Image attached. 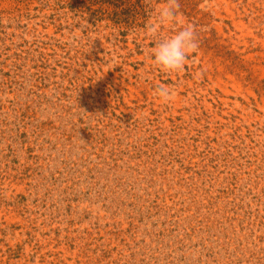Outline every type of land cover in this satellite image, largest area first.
Instances as JSON below:
<instances>
[{"label":"rangeland","instance_id":"1","mask_svg":"<svg viewBox=\"0 0 264 264\" xmlns=\"http://www.w3.org/2000/svg\"><path fill=\"white\" fill-rule=\"evenodd\" d=\"M160 2L0 0V264H264V0H180L178 75L147 57Z\"/></svg>","mask_w":264,"mask_h":264},{"label":"clouds","instance_id":"2","mask_svg":"<svg viewBox=\"0 0 264 264\" xmlns=\"http://www.w3.org/2000/svg\"><path fill=\"white\" fill-rule=\"evenodd\" d=\"M179 9L180 0H161L152 5L142 30L152 43L147 53L150 66L166 75L182 73L198 50L196 31L184 21ZM152 94L166 104L173 99L175 91L170 85L159 83L153 87Z\"/></svg>","mask_w":264,"mask_h":264},{"label":"trees","instance_id":"3","mask_svg":"<svg viewBox=\"0 0 264 264\" xmlns=\"http://www.w3.org/2000/svg\"><path fill=\"white\" fill-rule=\"evenodd\" d=\"M60 1V0H59ZM70 9L84 10L93 16L96 13L109 12L115 17L130 16L140 12L144 17L147 5L144 0H63Z\"/></svg>","mask_w":264,"mask_h":264}]
</instances>
